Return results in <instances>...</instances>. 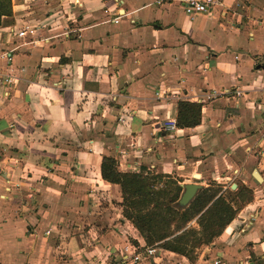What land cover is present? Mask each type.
<instances>
[{
  "label": "crops",
  "instance_id": "1",
  "mask_svg": "<svg viewBox=\"0 0 264 264\" xmlns=\"http://www.w3.org/2000/svg\"><path fill=\"white\" fill-rule=\"evenodd\" d=\"M12 7L14 23L0 26V74L18 77L0 84V264H264V0H220L193 17L177 1ZM24 24L39 30L6 32ZM180 101L201 105L198 125H177ZM104 156L182 187L246 186L256 201L194 262L148 255Z\"/></svg>",
  "mask_w": 264,
  "mask_h": 264
},
{
  "label": "trees",
  "instance_id": "2",
  "mask_svg": "<svg viewBox=\"0 0 264 264\" xmlns=\"http://www.w3.org/2000/svg\"><path fill=\"white\" fill-rule=\"evenodd\" d=\"M12 0H0V26L13 24ZM201 121V105L189 101L179 102L177 125L193 127ZM101 171L103 178L121 186L123 214L138 229L148 246L161 247L182 254L194 262L197 248L211 244L232 222L243 205L246 192L253 191L246 186L236 190L228 189L230 199L223 188L209 186L200 191L187 207L179 205L183 187L171 175L176 194L159 186V176H150L148 171H121L113 156H104ZM163 197L168 199L163 200ZM149 207H152L149 209ZM149 209V210H147ZM199 225H190L193 220Z\"/></svg>",
  "mask_w": 264,
  "mask_h": 264
},
{
  "label": "built area",
  "instance_id": "3",
  "mask_svg": "<svg viewBox=\"0 0 264 264\" xmlns=\"http://www.w3.org/2000/svg\"><path fill=\"white\" fill-rule=\"evenodd\" d=\"M166 1L179 2L183 6L187 15L190 17H193L200 13H210L216 8L218 4H220V0H157V3L161 4L162 2H166ZM39 26L40 25H36V24H32V25L24 24L20 28L9 26L6 27L5 29H7L6 32L15 33L16 36L27 38L29 36L34 35L37 32V30H39ZM48 40H49L48 38H45V41ZM7 57L9 60H11L12 55L8 54ZM17 79L18 77L10 72L0 74V84L5 85L7 87L14 86L16 84ZM232 92H233L232 89H226L220 92L217 91L209 92L208 96L216 98L220 95H230L232 94ZM235 92L236 93L234 94H236L237 96L242 95L241 90L237 89ZM165 127L170 130H174L176 128V122L173 120H169V122L165 124ZM145 251L147 252L148 255H153L158 251V247L154 245L146 246ZM133 258L135 261H138L140 259V255L136 254ZM216 264H220V262L217 260Z\"/></svg>",
  "mask_w": 264,
  "mask_h": 264
},
{
  "label": "rangeland",
  "instance_id": "4",
  "mask_svg": "<svg viewBox=\"0 0 264 264\" xmlns=\"http://www.w3.org/2000/svg\"><path fill=\"white\" fill-rule=\"evenodd\" d=\"M164 174L165 175H168L166 173H161V172L155 173V171L153 173L150 171V173H149L150 176H152V175L159 176L158 179H157V180H160L159 186H162L164 189H166L167 191L170 192V196H173L177 192L176 189H175L174 183L172 182V181H174L172 179L173 176L171 175L172 178H170V177H166ZM181 194H182V192H181ZM181 194H180V196H181ZM226 196L230 199L229 193L228 194L226 193ZM166 199H168V198L167 197H163V200H166ZM243 199H244V201H246L248 199H251L253 202L256 201L255 196L254 195L252 196V193H250V192H246L244 194V196H243ZM245 204H246V202L243 204V203H240L238 201V203L235 204V207H239L240 205H243L244 206ZM150 208H152V207H149V209ZM249 208H256V206L254 204L252 206V204H251V207H249ZM122 209H124V208H122ZM149 209H147V210H149ZM115 212H117V209L116 208H115ZM190 225L193 226V227H195V228H199V225L196 223V220L195 219L190 223ZM205 246L206 245H203V246H200V247L197 248V250H196L197 255L199 253V250H201Z\"/></svg>",
  "mask_w": 264,
  "mask_h": 264
},
{
  "label": "water",
  "instance_id": "5",
  "mask_svg": "<svg viewBox=\"0 0 264 264\" xmlns=\"http://www.w3.org/2000/svg\"><path fill=\"white\" fill-rule=\"evenodd\" d=\"M254 176L257 182L262 181V177L258 171H255ZM182 185L184 187V190L180 196L178 203L180 206L186 207L194 200L197 193L203 188V186L197 182L186 183ZM236 186L237 184L234 183L232 188H235Z\"/></svg>",
  "mask_w": 264,
  "mask_h": 264
}]
</instances>
